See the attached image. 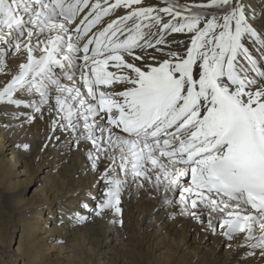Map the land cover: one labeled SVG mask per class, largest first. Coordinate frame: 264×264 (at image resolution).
<instances>
[{"label": "snow or ice", "instance_id": "6c2138e0", "mask_svg": "<svg viewBox=\"0 0 264 264\" xmlns=\"http://www.w3.org/2000/svg\"><path fill=\"white\" fill-rule=\"evenodd\" d=\"M254 19L247 0H0V102L30 109L27 123L47 119L49 142L70 137L105 186L70 220L123 225L125 192L147 186L171 217L264 257Z\"/></svg>", "mask_w": 264, "mask_h": 264}, {"label": "bare ground", "instance_id": "6f19581e", "mask_svg": "<svg viewBox=\"0 0 264 264\" xmlns=\"http://www.w3.org/2000/svg\"><path fill=\"white\" fill-rule=\"evenodd\" d=\"M247 4L255 12V26L264 28V0ZM8 62L14 69L15 57ZM30 111L0 102V240L10 231L7 225L12 235L21 229L10 240L15 248L10 243L0 248V264L5 253L13 264L20 251L23 264H264L259 252L246 256L245 249L236 248L219 228L208 230L188 216L171 217L174 209L161 207L147 186L125 192L123 225L111 217L74 223L69 210H80L82 202L95 208L89 193L98 200L104 183L90 171L87 157L75 149L70 137L57 132L61 140L49 142L47 119L25 122L21 113ZM23 143L30 144L29 151L17 147ZM31 180L38 186L29 193ZM124 237H130L133 249L123 247V240L129 242Z\"/></svg>", "mask_w": 264, "mask_h": 264}, {"label": "rangeland", "instance_id": "374dc122", "mask_svg": "<svg viewBox=\"0 0 264 264\" xmlns=\"http://www.w3.org/2000/svg\"><path fill=\"white\" fill-rule=\"evenodd\" d=\"M38 185L35 183V181L34 180H31L30 182H29V184H28V187H27V191H29V193H31V191L33 190V189H35L36 187H37ZM3 203V199L0 197V209L2 208L1 207V204ZM58 215V212L57 211H55L54 212V215L53 216H57ZM7 230H10L9 231V233L7 232L6 233V231H5V234H4V236L9 240V241H7L8 243H5V241H6V238L5 239H2V240H0V246H2V247H0V248H3V247H5L6 245H8L9 243H10V240L11 239H16V236L18 235V234H20V228H16L15 230H14V233H13V235H12V233H10V232H12V230L10 229V227H9V225H7ZM124 239H128L129 240V242L127 241H125V240H123L124 242H123V247L125 248V249H127V250H129V249H133L134 247H135V245H133V244H131L130 243V237H124ZM5 240V241H4ZM122 242V241H121ZM11 247L12 248H15L16 247V243H14V241H12L11 243ZM20 253H21V255L20 256H17V259H16V261H14V263L13 264H23V262L25 261V257H24V254H23V252L22 251H20ZM9 256H10V254L9 253H5L4 255H3V262H4V264H10V261H9Z\"/></svg>", "mask_w": 264, "mask_h": 264}]
</instances>
